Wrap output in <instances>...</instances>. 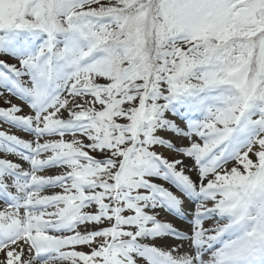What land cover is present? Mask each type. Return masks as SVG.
Masks as SVG:
<instances>
[{"label":"snow or ice","instance_id":"snow-or-ice-1","mask_svg":"<svg viewBox=\"0 0 264 264\" xmlns=\"http://www.w3.org/2000/svg\"><path fill=\"white\" fill-rule=\"evenodd\" d=\"M0 97V264H264V0H0Z\"/></svg>","mask_w":264,"mask_h":264},{"label":"rangeland","instance_id":"rangeland-1","mask_svg":"<svg viewBox=\"0 0 264 264\" xmlns=\"http://www.w3.org/2000/svg\"><path fill=\"white\" fill-rule=\"evenodd\" d=\"M4 101H5V99L3 97H0V106L4 105Z\"/></svg>","mask_w":264,"mask_h":264}]
</instances>
